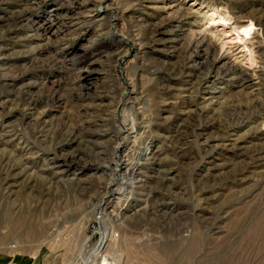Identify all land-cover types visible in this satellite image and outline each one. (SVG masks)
Listing matches in <instances>:
<instances>
[{"label":"rangeland","instance_id":"rangeland-1","mask_svg":"<svg viewBox=\"0 0 264 264\" xmlns=\"http://www.w3.org/2000/svg\"><path fill=\"white\" fill-rule=\"evenodd\" d=\"M91 256L264 264V0H0V264Z\"/></svg>","mask_w":264,"mask_h":264},{"label":"bare ground","instance_id":"bare-ground-1","mask_svg":"<svg viewBox=\"0 0 264 264\" xmlns=\"http://www.w3.org/2000/svg\"><path fill=\"white\" fill-rule=\"evenodd\" d=\"M228 22L229 21L227 19H225L224 17H222V16H220L214 12V13L210 14L209 20L207 22V26L210 28L212 26H214V27L220 26L222 29H228L229 28ZM254 27L255 26L252 23H250V24L243 26L241 28H238V29H230L229 28L230 30L225 32L224 36L229 39V43H237V44L243 43L246 39H248L250 37V34H251L252 30L254 29ZM112 194L114 195L115 192L113 191ZM98 214L101 215V212H98ZM96 218L98 219L97 221L99 222L101 217L97 216ZM101 235H102V237L100 238L98 246L96 247V250H94L96 252H94L95 254L94 253L92 254L94 259L98 258L100 256L99 254L103 248V245L105 244L106 240L108 239V233L106 232V230L102 231ZM92 256L88 260L82 259L80 264H95L94 261L91 260ZM103 259H104L103 263L105 264L107 261V258L104 256Z\"/></svg>","mask_w":264,"mask_h":264}]
</instances>
